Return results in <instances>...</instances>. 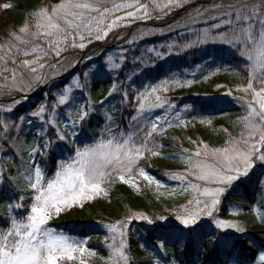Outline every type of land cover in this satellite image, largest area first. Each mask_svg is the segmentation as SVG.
<instances>
[{
    "label": "rangeland",
    "instance_id": "rangeland-1",
    "mask_svg": "<svg viewBox=\"0 0 264 264\" xmlns=\"http://www.w3.org/2000/svg\"><path fill=\"white\" fill-rule=\"evenodd\" d=\"M195 1L197 0H186L182 7L165 10L167 14L152 11L150 6L151 18L138 19L132 22L131 26L137 23L160 24L162 19L169 16L173 11L182 9ZM61 2L62 0H59L53 7H56ZM119 2L120 0H105L108 6ZM159 2L164 3L166 0H159ZM141 3L150 4V0H141ZM260 3H262V0H224L220 7H216L207 13L195 15L196 12L188 15L187 19L181 17L170 24L154 28L150 27V25L147 27L140 26L127 39L124 37L126 36L125 29L128 27L117 28L110 32L106 39L99 41L93 39L91 43L85 41L86 47L83 50L79 47H67L58 58L50 54L41 61L46 66L38 73L44 77L38 83L34 80V76L37 74L31 73L28 69L21 66V61L32 60L36 54L25 56L23 55V50L30 52L33 44L47 48V38L41 36L39 40H36L32 35L36 29L32 26L28 35L19 34L22 39L29 41L28 44H20L13 39L4 46L0 55L6 56V54L10 53L16 63L13 64L9 60L7 63L9 71L0 74V93L18 95L19 99L14 101L19 102L0 103L2 104L0 105V120L9 126L8 131L5 132L3 124H0V174H2L0 175V224L8 223L10 212L11 214H16L17 210H15L14 205L17 202L25 206V208L19 209L21 212L25 211L27 206L30 205L29 197L31 192L27 188V181L24 179L30 159H35L42 168L47 169L48 175L51 176L54 172V164H52L51 169L49 168L51 161L55 163L62 152L63 156L67 158L68 153L73 152V142L76 146H82L80 144L81 141L90 143L94 135L98 139L100 131L109 123L114 131L127 133L130 131L136 132L139 128L145 127L142 122L154 121L159 126V134L154 135L153 140L149 142V147L154 148L161 159L174 160L176 168L154 174L150 163H148L150 166L145 163L156 156L148 153H145V157L139 162V167H142L164 187L158 188L155 184L148 185L147 181L143 180L142 177L138 178L137 187L135 188L120 181L114 182L121 183L137 195L150 191L156 197L174 198L178 204L182 203V201L184 203L180 204L175 211L170 212L167 216L153 217V214L151 217L145 212L134 213L133 215H143L153 221V223H148L144 226L136 225V223L147 220L131 219L133 215L117 222L103 219L94 224L92 218V216L94 217V212L92 211L98 205V202L107 196L102 194L93 200L85 202L82 207L77 205L59 216H54L49 222V227L57 232L87 241L85 247L96 253V256L87 258L89 264H104V260L107 259L109 251L107 245L112 241L110 234L104 227L105 224L130 221L125 228L126 236L124 237L127 243L125 251L130 257L129 264H137V261H141L142 264H156L157 260L159 261L166 257L170 260L168 262H159V264H173L174 258L168 255H174V250L166 249L162 251L158 246V238L164 239L168 234H178L177 237L180 239L176 243H181L180 245L182 246L189 241H193L194 249H196L194 253H196L203 251L196 236L201 231L206 233L204 241L207 240L209 235L214 234L216 239L207 245L212 247H214L215 243L225 247L224 241L220 240L222 236H229L234 242L239 237L252 238L250 234L255 231L264 232V222L258 219L257 213V210H259V214L264 215V164L259 162L256 163L248 176H241L237 181L233 182L220 198L221 203L217 206V211L214 213L217 219L241 225L245 232L237 233L231 229L221 231L215 227L212 219L207 216L200 219L194 230L184 229L179 224L176 216L182 212L194 193L191 190L181 191L183 186L180 181L169 177L173 174L184 173L186 166L182 158L198 150L202 151L205 147L204 143L193 142L187 138L182 131H180V134L184 137L185 141L183 142H177L174 138L173 140L167 135L168 131L170 132L173 128L183 130L188 126H194L195 123L208 126L210 129L224 130V126L220 125L217 120L204 115V112L201 111L200 105L196 102V100L199 101L201 99L199 103L202 104L233 107L234 111L228 115L227 120L233 128H238L239 130H236L237 132L233 138L240 139L244 130L240 118L246 114L245 101L251 99L250 94L243 91L248 83L246 62L239 56L235 47L222 43L219 39H214V37H217L219 33L229 32L228 25L224 24V21L228 19L235 20V13L238 9H243L244 12L250 14V10ZM225 12H232V17L225 16ZM124 14L123 12L117 13V15ZM213 17L217 18L213 19ZM34 23L35 21L32 20L30 25H34ZM216 24H220L221 27H213ZM144 28L151 30H143ZM205 29L210 31V36L206 42L199 43L198 38L202 36ZM229 35H231V32H229ZM76 42L79 43L80 41L77 40ZM96 44L97 46H94ZM189 44L193 46L186 47ZM90 47L93 48L87 51ZM18 48L22 51L18 52ZM84 52H88V54L82 58ZM82 59L83 61H81ZM114 65H119V67H114ZM2 66L3 63L0 62V67ZM12 69L16 70L15 82L12 80ZM225 72H233V74L238 75L242 82H238L233 86H226L218 81L211 93L200 94L201 96L194 99L188 95L179 94L184 88L188 89L199 82L207 81ZM165 80L169 81L168 90L156 93L166 101L164 107L154 108L151 112H145L143 116H139L137 108L140 94L146 88L158 85ZM172 81H179V83L173 84L171 83ZM187 81H191V83L189 84ZM105 82L108 84H105ZM5 85L6 87H4ZM96 85L97 88H95ZM18 88H23L24 91H19L17 90ZM65 88L72 90L71 96L75 97L76 103L72 104L70 102L69 104L57 106L56 112L59 114L57 116L59 129H57L46 124L45 121L49 118V110L52 105L57 103L58 95ZM110 91L112 92L111 95H109ZM229 92H231V95H227ZM125 93L127 94L126 96ZM41 105L46 108L43 116H32L31 113L38 111ZM82 105L88 106L90 115L87 121L92 122L95 129L94 131H89L85 127L78 128V136H69L65 128V125L69 122L67 114L71 112L73 107L79 109ZM170 105L173 107H170ZM8 107H11L12 111L3 110ZM17 112H19L17 118L11 117L15 116ZM177 114L185 123H181L174 118ZM108 116L111 117V121L106 119ZM134 116H139V120L133 121L132 118ZM21 117L24 118L23 121H21ZM164 117L170 123L161 122V118ZM73 118L75 119V115ZM228 122L225 124H229ZM58 130L67 136L69 143L56 141L58 147L55 150L52 148L48 149L47 158L45 156L30 158L29 151L33 147L42 148V142L46 138L45 135H42V131L46 133L47 138L55 140V132ZM85 130V136H81ZM162 137L169 142V147H166L164 143H160L159 140ZM143 138L144 133L140 132L136 137L137 144L142 142ZM229 140L230 138L225 140L223 147L227 145ZM205 146H207L209 151L214 150L206 143ZM253 173L259 175L257 176L259 178L254 202L249 204L242 197L234 201L226 200L228 197L227 193L236 190L240 183L248 181ZM107 186L105 185L106 188ZM21 196L24 197L22 201L20 200ZM223 199L226 205V212L222 208ZM10 205L13 206L11 209ZM246 207L248 208L246 209ZM79 216L86 219V225L82 226L94 228L96 234L93 236H82L79 234L82 229L78 227L75 229L76 225L71 223L77 221V219L82 221ZM63 222L67 223V225H62ZM74 229L75 232H73ZM177 229L181 230L183 235H181V232H177ZM148 231H152L158 243L154 244L156 246L150 249V251L152 250L150 253L134 258L132 253H135L134 249L136 247L131 241L133 240L138 243L139 247H143V244L146 243ZM189 233L191 235H188ZM257 237L262 240L264 235L258 234ZM182 246L179 251L184 250ZM155 254L161 258H157ZM186 257L187 255L183 257L185 259L183 264L191 262ZM175 264L178 263L175 262Z\"/></svg>",
    "mask_w": 264,
    "mask_h": 264
},
{
    "label": "snow or ice",
    "instance_id": "snow-or-ice-1",
    "mask_svg": "<svg viewBox=\"0 0 264 264\" xmlns=\"http://www.w3.org/2000/svg\"><path fill=\"white\" fill-rule=\"evenodd\" d=\"M186 0H150V4L141 3V0H120L108 6L105 0H62L60 4L52 8H41L32 15L34 25H25L19 29L20 33L28 35L30 28L35 27L32 33L36 40L41 36L47 38L48 47L33 44L30 52L23 50V55L36 54L32 60L21 61V66L29 72L37 74L34 80L38 83L44 77L39 75L46 65L41 63L50 54L58 58L67 47H86L85 41L91 43L93 39L99 41L106 39L110 32L120 27H130L132 22L138 19L151 18V11L166 13L165 10L179 8ZM216 7H220L217 5ZM231 7V6H230ZM134 9V11H133ZM123 12L124 15H117ZM139 14V15H138ZM31 15V14H30ZM225 16L232 17V12H225ZM217 17H213L216 19ZM228 25L229 32H222L214 37L222 43H227L236 48L237 53L246 62L248 83L243 89L250 94L251 99L245 101L246 114L241 117L243 131L240 139H230L227 145L221 149L198 150L187 157L182 158L186 171L182 174H173L169 178L180 181L181 191L191 190L194 195L188 200L176 219L184 229H195L200 219L207 216L212 219L215 227L221 231L229 229L243 233L245 229L237 224L222 219H217L214 213L221 203V197L227 189L241 176H248L249 172L259 162L264 164V0L255 5L250 14L238 9L235 20L224 21ZM213 27L220 28V24ZM210 36V31L205 29L198 38L199 43H204ZM13 39L20 44H28L20 35H13ZM80 42L77 43L76 41ZM131 43V41H129ZM192 44L186 45L191 47ZM2 51V50H0ZM18 52L22 51L17 49ZM159 55V54H158ZM7 57V58H6ZM91 58V57H89ZM13 64L15 59L10 53L0 56V74L8 72V61ZM119 67V65H114ZM12 80L16 81V70H11ZM7 79V77H5ZM177 84L179 81H172ZM191 83V81H187ZM169 81H161L160 84L146 88L139 96L137 112L143 116L145 112H151L154 108H163L165 100L156 93L167 91ZM6 87V85L4 86ZM31 87V85H29ZM24 91L23 88H18ZM71 89L65 88L59 95L56 104L49 110V118L46 124L59 129L56 112L58 105L75 104V97L71 96ZM115 91V89H113ZM112 92H109L111 95ZM127 94L125 93V96ZM231 95V92L227 93ZM19 101H14L18 103ZM102 103V102H101ZM170 107H173L170 105ZM12 111L11 107L3 109ZM46 108L44 105L32 116H43ZM68 123L65 128L68 135H79L77 129L82 128L87 121L90 111L88 106L73 107L68 114ZM75 115V119L73 116ZM139 116H134L133 121H138ZM181 123H185L177 114L174 117ZM23 121V117L20 118ZM111 121V117H106ZM161 122H168L167 118H161ZM145 127L136 132L114 131L111 124L105 125L100 131L99 138L94 135L92 142L81 141L82 146L72 143L73 152L68 153L67 158L61 156L54 163V172L48 175L46 168H42L35 159H30L28 170L24 174L27 188L31 192L30 205L25 211L19 209L25 206L19 202L14 205L16 214H9L8 223L0 224V264H89L88 257L96 256V253L85 247L87 241L77 239L62 232H57L49 227V222L54 216H59L74 206H83L85 202L95 199L100 195H107L105 185L114 181H120L131 187H137L138 178L142 177L148 185L155 184L158 188L164 187L153 176L148 174L139 162L145 157V153L158 156L154 148L149 147V142L158 133V124L154 121L142 122ZM4 131H8V124L0 120ZM146 128V130H145ZM140 132L144 133L142 142L137 144L136 137ZM42 142V148L33 147L29 151L30 158L45 156L48 149L55 150L56 141L69 143L67 136L61 131L55 132V140L47 138ZM2 175V174H0ZM23 196L20 197L22 201ZM10 209L13 207L9 206ZM258 219L264 222V215L259 214ZM131 219L152 220L143 215H133ZM130 221L105 224L104 227L110 234L111 243L107 245L108 256L104 264H129L130 257L125 251L127 243L125 228ZM177 232L181 230L177 229ZM181 235L182 232H181ZM188 235H191L189 233ZM179 237L177 241L179 242ZM159 240V249L166 250L168 239ZM225 246L234 247L229 236H222ZM254 243V242H253ZM254 264H264V250L253 257ZM159 264V261H156ZM175 264V261H173Z\"/></svg>",
    "mask_w": 264,
    "mask_h": 264
},
{
    "label": "trees",
    "instance_id": "trees-1",
    "mask_svg": "<svg viewBox=\"0 0 264 264\" xmlns=\"http://www.w3.org/2000/svg\"><path fill=\"white\" fill-rule=\"evenodd\" d=\"M222 1V0H221ZM59 0H0V50L4 48L8 43L13 40V35H19V29L24 27L25 25H30L32 19V15L35 14L36 11L41 8H51L57 4ZM31 14V15H30ZM143 30H151L149 28H144ZM1 53V51H0ZM1 56V55H0ZM218 81L222 82L224 85L233 86L238 82H242V80L238 77V75L233 74V72H225L220 74L219 76H214L213 78L199 82L194 86L186 89L184 88L180 91V95H188L191 98H198L203 94L211 93L212 89L218 83ZM105 84H108L105 82ZM245 85V84H244ZM97 88V85L95 86ZM201 94V95H200ZM197 97H196V96ZM14 95L1 94L0 98L4 97H12ZM195 96V97H192ZM202 98V97H201ZM201 100V99H200ZM200 100H196V102L200 105V109L204 112V115L210 116L213 119L217 120V122L224 126V130L219 129H210L208 126H203L201 124L195 123L194 126H188L183 130H178L173 128L170 132L168 131L167 135L171 139H175L177 142H183L184 137L180 134V131L184 132L186 137L192 140L193 142H201L208 144L211 148H221L225 144V140L228 138H233L238 128H233L228 122L227 117L231 114L234 109L231 106H211V104L207 103H199ZM191 102V101H190ZM196 103V104H197ZM2 105V104H0ZM4 105V104H3ZM17 112L15 116H11L17 118L19 116ZM229 124H225V123ZM82 127L87 128L89 131H94L95 127L92 122H85ZM237 130V131H236ZM83 132L81 136H85ZM226 133V134H225ZM173 139V140H174ZM161 144H166V147H169V142L166 139L160 138ZM176 142V143H177ZM226 146V145H225ZM154 174H158L159 172H165L169 170H173L176 168L174 160L171 159H161L156 156L154 159H149L147 166H150ZM52 164L54 161L50 163V169L52 168ZM256 173L250 175V179L238 185V188L234 191H229L227 193V199L230 201L238 200L240 197L244 198L246 202L252 204L254 202L255 194H256V185L258 182V178ZM107 196L102 198L98 202V205L94 207V224L98 223L100 220H111V221H120L121 219H126L129 216H132L137 212H145L149 215L156 216H167L170 212L175 211L178 206L182 203L178 204L177 200L174 198H165V197H156L154 193L144 192L143 194H135L126 186L122 185L119 182H113L107 186ZM235 194V195H233ZM222 208L224 212H226V205L224 203V199ZM248 207H246L247 209ZM92 215V213H91ZM78 217V216H77ZM82 221L71 222L75 224V229L81 228L79 234L82 236L88 235L93 236L96 234L95 229L89 226L83 227L82 225H86V219L84 217H80ZM69 223V222H68ZM136 223V222H135ZM147 221H142L136 223V225H147ZM62 225H67L64 223ZM75 229L73 232H75ZM258 234H263L264 232H254L251 233L250 236L252 238H244L239 237L236 241H232L234 243V247L225 246L222 247L219 243H215L214 247L207 246L208 243H212L216 237L214 234H211L206 239L205 232L197 234V239L200 244V247L203 251L194 253L193 241H189L185 245H180L181 243H176L178 234L167 235L168 243L166 244V249L172 251L174 250V255H168L174 258L175 262L178 264H183V257L187 255L186 259L190 260V263L187 264H254L253 257H256L259 253V250L264 249V238L261 240L257 237ZM256 235V236H255ZM169 236V237H168ZM155 235L152 231H148L146 234V243L143 244V247H139L138 243L133 240L131 243L136 247L135 253H132L134 258H137L140 255H145L150 253V249L155 247L158 240H156ZM152 240V242H150ZM148 241V242H147ZM218 241V240H217ZM254 242V243H253ZM225 245V243H223ZM183 247V251H179V249ZM258 246H260L258 248ZM171 248V249H170ZM157 258V254H155ZM154 257V255H152ZM170 259L168 257L164 259H160L159 262H168ZM137 264H142L141 261H137Z\"/></svg>",
    "mask_w": 264,
    "mask_h": 264
}]
</instances>
